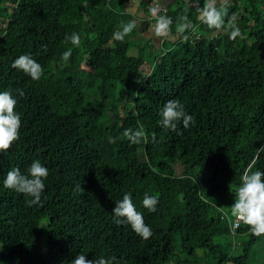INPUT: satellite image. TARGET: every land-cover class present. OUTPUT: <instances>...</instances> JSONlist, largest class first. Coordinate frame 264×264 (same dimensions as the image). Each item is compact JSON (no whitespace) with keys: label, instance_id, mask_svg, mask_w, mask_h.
<instances>
[{"label":"trees","instance_id":"obj_1","mask_svg":"<svg viewBox=\"0 0 264 264\" xmlns=\"http://www.w3.org/2000/svg\"><path fill=\"white\" fill-rule=\"evenodd\" d=\"M131 3L0 0V91L16 97L22 125L0 152V264H70L78 253L115 264H264V236L230 215L245 168L255 159L264 171V0H232L229 16L243 33L236 41L213 35L185 0ZM153 4L173 18L167 39L143 32L155 22ZM185 9L196 25L188 41L175 31ZM132 19L137 28L112 40ZM72 32L79 47L64 41ZM21 54L42 65L40 80L11 67ZM170 99L194 117L188 128L159 126ZM140 125L148 141L132 145L121 133ZM35 159L49 169L42 206L2 182ZM145 192L158 197L156 212L142 206ZM125 193L152 229L147 240L113 222Z\"/></svg>","mask_w":264,"mask_h":264},{"label":"clouds","instance_id":"obj_2","mask_svg":"<svg viewBox=\"0 0 264 264\" xmlns=\"http://www.w3.org/2000/svg\"><path fill=\"white\" fill-rule=\"evenodd\" d=\"M195 7L197 19L200 23L207 26L213 35L224 33L232 41L238 37H243L241 28L236 24L235 17L229 16V9L232 7V0H203L201 6L200 0H185ZM161 7L158 4L149 6L148 12L155 21L150 25L148 35L159 39H167L171 36L173 18L166 14H161ZM226 17L227 24H226ZM137 20L132 19L127 22H121L116 31L112 34V40L123 42L134 29L137 28ZM176 34L183 41H188L191 37L189 33L195 34L196 25L189 20L187 9L177 15ZM198 38V37H197ZM65 43L70 42L74 47L81 45V36L76 32L65 34ZM44 52H47V45L41 46ZM72 55V48L64 51L60 60L65 64ZM13 69L22 71L29 76L31 80L38 81L43 75V67L30 54H21L15 58L11 64ZM16 92L20 97L24 92L17 89ZM17 99L11 91H0V152H7L14 142L20 138L21 116L16 112ZM159 126L165 130L177 131L178 124L182 122L183 128H188L194 123V117L187 114L184 105L178 99L167 100L159 112ZM121 135L126 138L130 144H140L142 141L147 142L148 137L143 125L135 130L131 127L125 128ZM153 139H155L153 137ZM109 143H116V138L109 136ZM259 151H264L262 146ZM255 159L243 171L240 177L239 186L230 191L234 193V202L230 206V215L237 222L236 226L242 223L246 225L249 233L254 237L264 236V171L254 170ZM49 175V169L45 167L40 160L35 159L21 172L19 167L11 168L3 178V186L6 189L13 190L16 193L30 197L29 206L40 205L41 196L45 190L44 181ZM81 185H77L80 189ZM159 203L157 196L144 193L142 206L149 212H156V206ZM113 222L117 225H128L133 232L144 240L152 236V229L145 224L144 216L137 211L133 198L130 193H125L122 199L115 202L112 211ZM116 258L99 256L87 259L86 255L78 253L70 261V264H115Z\"/></svg>","mask_w":264,"mask_h":264},{"label":"rangeland","instance_id":"obj_3","mask_svg":"<svg viewBox=\"0 0 264 264\" xmlns=\"http://www.w3.org/2000/svg\"><path fill=\"white\" fill-rule=\"evenodd\" d=\"M157 1H158V0H157ZM136 4H137V0H132L131 5H130V6L128 5V7L131 8V9H134L135 6H136ZM158 5H159V4H158ZM139 11H140V10H139ZM154 23H155V22H154ZM149 27H150V26H149ZM149 27L143 28V32L146 33V34H148ZM155 39L158 40V38H156V37H155ZM87 56H88V55L85 56V60L82 62V65H83L84 67H86V68H91L90 65L87 63V60H86ZM141 69L145 72V71H147V70L149 69V65H148L147 63H144V64L141 65Z\"/></svg>","mask_w":264,"mask_h":264},{"label":"built area","instance_id":"obj_4","mask_svg":"<svg viewBox=\"0 0 264 264\" xmlns=\"http://www.w3.org/2000/svg\"><path fill=\"white\" fill-rule=\"evenodd\" d=\"M234 224L236 225L237 224V222L234 220Z\"/></svg>","mask_w":264,"mask_h":264},{"label":"water","instance_id":"obj_5","mask_svg":"<svg viewBox=\"0 0 264 264\" xmlns=\"http://www.w3.org/2000/svg\"><path fill=\"white\" fill-rule=\"evenodd\" d=\"M198 252H200L199 248H198Z\"/></svg>","mask_w":264,"mask_h":264}]
</instances>
